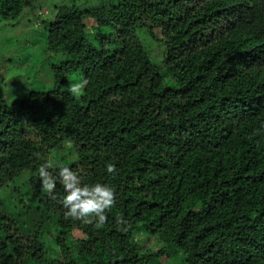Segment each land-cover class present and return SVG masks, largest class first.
Segmentation results:
<instances>
[{
	"label": "trees",
	"instance_id": "trees-1",
	"mask_svg": "<svg viewBox=\"0 0 264 264\" xmlns=\"http://www.w3.org/2000/svg\"><path fill=\"white\" fill-rule=\"evenodd\" d=\"M92 4L32 19L49 90L0 76V264H264V0ZM46 161L114 188L103 224L64 218Z\"/></svg>",
	"mask_w": 264,
	"mask_h": 264
},
{
	"label": "rangeland",
	"instance_id": "rangeland-1",
	"mask_svg": "<svg viewBox=\"0 0 264 264\" xmlns=\"http://www.w3.org/2000/svg\"><path fill=\"white\" fill-rule=\"evenodd\" d=\"M44 1L49 4H43V7L41 5L38 7L35 1L30 0L24 8L23 17L17 27H11L9 25L11 22L0 23V58L4 59L0 60V66H2L0 76L10 86L8 91L15 89L16 85L26 88L25 92L32 89L47 91L51 88V57L47 56V51L44 49L45 43L41 39L39 32L41 30H37V25L31 24V21L33 22L32 19L36 16H49L50 12L47 6L61 4L64 0ZM87 1L92 2V5L100 3V0ZM143 36L144 34L140 33V37L143 38ZM150 48L153 52L157 49L153 43H151ZM9 58L14 63L6 62V59ZM5 83L2 85L6 86ZM15 199L14 203H17V197ZM174 253L168 255V257L170 256L175 260L177 255ZM166 259L169 262V259Z\"/></svg>",
	"mask_w": 264,
	"mask_h": 264
},
{
	"label": "clouds",
	"instance_id": "clouds-1",
	"mask_svg": "<svg viewBox=\"0 0 264 264\" xmlns=\"http://www.w3.org/2000/svg\"><path fill=\"white\" fill-rule=\"evenodd\" d=\"M83 86L81 82L71 91L79 92ZM50 169H55V171H50ZM106 170L108 173H114V165H106ZM38 176L42 189L49 196L54 195L57 183L63 186L64 191L59 203L64 209L63 215L66 220L87 223L95 221L99 226L105 222L106 213L113 208L116 202L113 187L102 182L85 183L80 175L68 165L46 161L39 166Z\"/></svg>",
	"mask_w": 264,
	"mask_h": 264
}]
</instances>
